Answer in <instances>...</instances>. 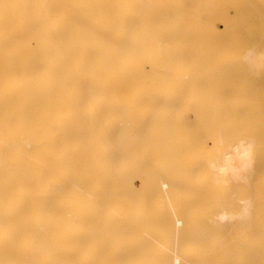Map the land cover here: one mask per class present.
I'll return each mask as SVG.
<instances>
[{
  "label": "bare ground",
  "instance_id": "bare-ground-1",
  "mask_svg": "<svg viewBox=\"0 0 264 264\" xmlns=\"http://www.w3.org/2000/svg\"><path fill=\"white\" fill-rule=\"evenodd\" d=\"M259 7L0 0V264H264Z\"/></svg>",
  "mask_w": 264,
  "mask_h": 264
},
{
  "label": "rangeland",
  "instance_id": "rangeland-1",
  "mask_svg": "<svg viewBox=\"0 0 264 264\" xmlns=\"http://www.w3.org/2000/svg\"><path fill=\"white\" fill-rule=\"evenodd\" d=\"M251 1H253L254 3H258L259 4V9L261 10V11H263L264 10V4H262L261 3V1L262 0H251ZM244 17H246V15L244 14L243 15ZM263 17H260L261 19H263L264 20V14L262 15ZM262 20V21H263ZM262 24H264V21L262 22ZM188 30H192V29H188ZM194 30V29H193ZM201 30H205V29H201ZM238 30H244V29H238ZM252 88L253 89H256L257 88V84L255 83L253 86H252ZM244 92V91H243ZM246 108V107H245ZM248 109V108H247ZM244 111H245V109H243ZM190 111V112H189ZM188 112H187V114H186V117H187V119L189 120V123L192 125V123H193V125L192 126H194V127H192L193 129H195L196 131H197V133H204L205 131L204 130H202V127H203V125H201V123H200V121H199V119L197 120V119H195L194 117H195V114L191 111V110H189ZM243 111V112H244ZM253 111H254V108H253ZM252 111V112H253ZM246 113H247V110H246ZM254 113V112H253ZM241 116L243 117V114H241ZM193 119H195V121L193 120ZM201 120V119H200ZM246 123V122H245ZM203 124V123H202ZM248 125H249V123H248ZM245 126L247 127V125L245 124ZM206 130H207V128H206Z\"/></svg>",
  "mask_w": 264,
  "mask_h": 264
}]
</instances>
